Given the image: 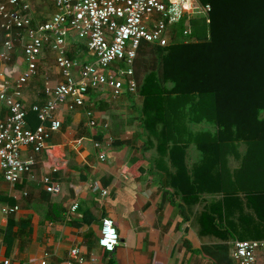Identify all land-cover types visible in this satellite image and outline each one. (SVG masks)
Masks as SVG:
<instances>
[{
    "label": "crops",
    "instance_id": "obj_1",
    "mask_svg": "<svg viewBox=\"0 0 264 264\" xmlns=\"http://www.w3.org/2000/svg\"><path fill=\"white\" fill-rule=\"evenodd\" d=\"M24 1L30 4L29 17L36 25L56 13L48 0ZM0 4L8 6V0H0ZM2 24L0 17V48L5 41ZM24 39L26 32L22 31L10 61L0 65V92L12 93L15 80L27 67ZM61 80L56 55L46 48L37 75L24 88L25 106L44 104L50 99L46 87H55ZM125 96L127 99H114L115 103L113 99L100 101L99 96L95 100V116L101 124H109L106 129L92 128L85 108L69 111L63 107L58 117L64 128L48 141L47 150L35 156L32 173L11 186L0 170V264H68L73 248H79L85 259L81 264H213L200 250L219 244L230 245L234 261V239L205 229L207 201L203 205L184 203L189 216V221H184L177 207L182 203L180 197L173 195L174 188L166 187L169 165L155 162L152 148L144 149L147 138L141 135L138 117L116 114L123 107L120 104L134 102ZM7 116L8 109L0 100V122ZM28 122L33 129L39 125L33 112ZM102 153L105 161L99 157ZM22 155L32 156L33 152L24 148ZM44 176L60 186L59 194L45 190ZM95 185L101 191L94 192ZM102 190L108 191L106 196ZM75 204L78 209L73 212ZM5 206H18L19 210L6 217L2 213ZM106 217L115 221L121 238L112 254L98 244ZM261 240L264 236L246 241Z\"/></svg>",
    "mask_w": 264,
    "mask_h": 264
},
{
    "label": "trees",
    "instance_id": "obj_2",
    "mask_svg": "<svg viewBox=\"0 0 264 264\" xmlns=\"http://www.w3.org/2000/svg\"><path fill=\"white\" fill-rule=\"evenodd\" d=\"M200 2L211 5V23L203 17L190 24L181 22L170 29L169 45L142 42L138 50L134 76L142 98L138 121L147 138L144 149H155L154 161L169 165L166 187L180 197L177 207L185 222L189 216L184 203L207 201L203 209L207 232L225 234L234 242L260 239L264 236V119L259 117L264 110V0ZM189 29L190 41L176 42ZM88 53L86 44L72 43L68 57L83 60ZM101 93L91 89L82 108L95 114ZM128 96L134 100L136 94ZM188 104L192 107L186 113ZM187 117L194 125L213 122L216 136L198 133L193 140ZM236 142H243L246 151L238 152ZM191 144L200 153L192 164ZM229 156L240 160L239 168L227 167ZM200 252L213 264H236L228 244L204 246Z\"/></svg>",
    "mask_w": 264,
    "mask_h": 264
},
{
    "label": "built area",
    "instance_id": "obj_3",
    "mask_svg": "<svg viewBox=\"0 0 264 264\" xmlns=\"http://www.w3.org/2000/svg\"><path fill=\"white\" fill-rule=\"evenodd\" d=\"M56 9L50 20L36 25L29 17L30 4L24 0H8L9 10L0 4V17L5 41L0 48V65L10 61V53L15 43L20 41L21 32H26L23 40L26 69L14 82L12 93L0 92V100L8 109V116L0 122V170L5 181L16 186L25 176H29L36 166L35 156L47 150L48 141L62 129L58 117L65 107L69 111L82 108L88 101L91 89L108 91L111 98L117 99L138 90L134 74V62L142 42L167 46L171 28L181 22L190 24L193 19L203 17L211 23L210 5L200 0H48ZM190 34V29L185 31ZM86 41L88 56L83 60H72L68 51L72 43ZM46 48L56 55V65L61 82L55 87L47 86L50 97L44 104L25 106L24 88L38 73V65ZM94 57V63L90 62ZM108 89V90H107ZM36 114L39 125L33 129L28 116ZM92 128H108L101 124L93 111L86 112ZM100 148V143L95 144ZM29 148L33 155L23 157V149ZM105 161V154H100ZM54 172L57 171L55 168ZM45 190L53 195L61 188L52 177L42 179ZM94 192L101 191L99 185ZM107 190H102L106 196ZM75 204L71 211H76ZM19 207L5 206L2 213L7 217L18 212ZM121 243L115 221L106 217L102 221L99 246L107 253H114ZM68 264H81L79 248L70 252ZM233 259L237 264H264V240L235 241ZM5 264H9L6 262Z\"/></svg>",
    "mask_w": 264,
    "mask_h": 264
},
{
    "label": "rangeland",
    "instance_id": "obj_4",
    "mask_svg": "<svg viewBox=\"0 0 264 264\" xmlns=\"http://www.w3.org/2000/svg\"><path fill=\"white\" fill-rule=\"evenodd\" d=\"M188 36L189 35H185V38H182V39H179L180 37H178V39H177V41L176 42H178V41H183V42H186V41H190L189 39H188ZM78 40V39H77ZM79 41V43H83V44H86V41H81V40H78ZM94 61H95V59H94V57H92V56H90V62H92V63H94ZM53 68H55V64H54V66H52V69ZM169 84V83H168ZM174 85L173 84H171L168 88L169 89H171L172 87H173ZM108 94H106V93H101V94H99V100L100 101H105V100H111L112 98H111V96H107ZM110 98V99H109ZM123 99H127V97L126 96H124V97H122ZM131 97H128V99H130ZM118 100L120 99V98H117ZM132 99V98H131ZM133 99L134 100H136V102L135 103H133L132 101L129 103V105H128V103L126 104V105H123V104H120V105H122L123 107H121V108H119V109H117L116 111L118 112V113H116V114H118V115H122V113L123 112H127V114H133V115H135L136 117H138V113L139 112H141V110H142V105H141V103H142V98H141V95L139 94V93H136V96L135 97H133ZM111 102H115V100H113V101H111ZM112 104V103H111ZM112 106H113V104H112ZM192 107V105H190V104H188L187 105V110H186V113L188 112V109H190ZM112 109V108H111ZM110 110V109H109ZM124 114V113H123ZM259 117H260V119H264V110H262L261 112H260V115H259ZM186 121L187 122H189L188 123V126H189V128H191L192 129V132H193V137H192V139L193 140H195V136L198 134V133H200V134H204V133H208L210 136H212V137H214V136H216V134H217V132H218V130H217V127H216V125L213 123V122H202L201 124H197V125H194L193 123H192V121L189 119L188 120V117L186 118ZM186 122V123H187ZM234 147L235 148H237L238 149V152H241V153H243V152H245L246 151V145L243 143V142H236L235 143V145H234ZM154 153L156 152L155 151V149H153L152 150ZM189 153H190V164H192V163H194V162H197L198 160H199V156H200V153L198 152V150L196 149V147H195V145H193V144H191V147H190V150H189ZM228 163V165H227V167H231L232 169H234V168H239V166H240V160H236L234 157H232V156H229L228 157V161H227Z\"/></svg>",
    "mask_w": 264,
    "mask_h": 264
}]
</instances>
